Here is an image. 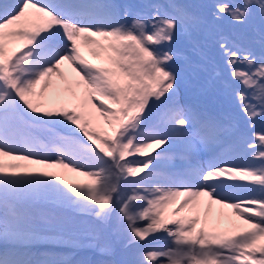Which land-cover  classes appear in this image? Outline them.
I'll return each instance as SVG.
<instances>
[{"label": "snow or ice", "instance_id": "1", "mask_svg": "<svg viewBox=\"0 0 264 264\" xmlns=\"http://www.w3.org/2000/svg\"><path fill=\"white\" fill-rule=\"evenodd\" d=\"M256 20L264 0H211L206 13L177 0H0V264H71L39 252L82 246L48 206L110 229L88 247L110 254L114 235L133 256L123 264H264V132L240 126L264 119V34L257 54L212 31ZM194 33L233 112L181 103L179 61L191 65L174 45ZM175 159L181 169L158 171ZM158 233L169 243L151 246Z\"/></svg>", "mask_w": 264, "mask_h": 264}, {"label": "rangeland", "instance_id": "2", "mask_svg": "<svg viewBox=\"0 0 264 264\" xmlns=\"http://www.w3.org/2000/svg\"><path fill=\"white\" fill-rule=\"evenodd\" d=\"M177 0L178 3L184 4L188 6L193 12H198V10L193 9L197 7L201 2L210 7L211 0ZM206 9V8H205ZM209 8L206 10L208 11ZM210 19V18H209ZM222 30L225 36H229L230 40L240 41L242 46L248 45L249 48H252L257 54L261 52V44L259 43L260 38L256 36L259 34H264V24H262L259 20L254 21L252 26H238L232 25L227 21L220 22L219 24L213 26L212 29ZM239 31L240 36L236 37V33ZM199 35H203V33L196 34L192 38V42L185 40V43L178 42L183 38L180 37L177 43L174 45V50L188 57L191 66L185 64V62L180 63V67L182 69L183 81L181 83V87L179 89L180 100L181 103H194L212 114H228L233 112L235 109L233 107V103L226 98L222 92L220 91L218 85L212 81H210V71L201 74L204 71L203 66H201L202 59L199 55L200 48H197V44L194 39H201ZM217 35V31H216ZM234 38V39H233ZM206 54V53H205ZM207 55L211 59L213 53L211 51L207 52ZM92 63H97V61L90 60ZM204 62V61H203ZM185 64V65H184ZM205 64V63H203ZM208 65V64H207ZM187 67V69H186ZM209 67L211 70V64L209 63ZM241 130L247 135L249 138L251 137V133L253 131L264 132V119L257 118L255 121V128L249 129L244 123V118L241 115ZM128 159H137L134 157ZM42 171L49 172H60L66 180L69 178L62 172V169L48 168L42 169ZM76 184L87 183L84 177L76 176L72 181H68ZM45 212L54 213L56 215H60L68 220H71L79 231V240L82 246L80 247H71L64 253L58 249L47 248V249H39V252L47 255H55L60 257H66L67 260L71 262V264H123L125 261H129L133 258L131 252L126 250L123 244L117 240L116 236L111 235L108 238V242L111 245L110 254H102L99 251V248H91L88 247L90 243H103L105 242L106 234L109 233L110 229H105V227L99 224L93 217L83 216L72 212L69 209L55 208L52 206H48L43 209ZM100 236L99 241L93 240V236ZM150 240L152 238L150 237ZM162 245L169 243L168 238L156 235V239L152 240V244ZM65 258V259H66Z\"/></svg>", "mask_w": 264, "mask_h": 264}, {"label": "bare ground", "instance_id": "3", "mask_svg": "<svg viewBox=\"0 0 264 264\" xmlns=\"http://www.w3.org/2000/svg\"><path fill=\"white\" fill-rule=\"evenodd\" d=\"M90 58V57H89ZM96 63V62H95ZM62 71H64L67 75H69L70 77H75V73L72 72L71 68L69 66H67L66 64L65 65H62ZM69 71V74L67 73ZM53 79H56L55 77ZM161 149H157V151H160ZM153 155H155V153H152ZM200 158V157H199ZM201 159V158H200ZM202 160V159H201ZM162 166L165 167V169L167 170L166 172H169V171H177L179 169L182 168V166H176L175 164H172V162L170 161H165V162H162L161 163ZM32 169L34 170H42L43 168H40L39 166H30ZM62 172L69 178L67 181H72L73 178L76 177V175L74 173H71V172H67V170H62ZM180 199H183V198H180ZM171 209H169L170 211ZM213 210L214 212L218 211V206H213ZM227 211V210H225ZM156 235H161V236H164L166 237L163 233H158ZM150 239V238H149ZM157 244H151V246H156ZM41 248H51L49 246H45V247H41ZM53 248H57L59 249L60 251H67L68 249H70L71 247H68V246H61V247H53Z\"/></svg>", "mask_w": 264, "mask_h": 264}]
</instances>
